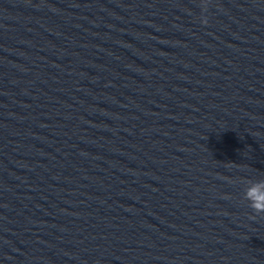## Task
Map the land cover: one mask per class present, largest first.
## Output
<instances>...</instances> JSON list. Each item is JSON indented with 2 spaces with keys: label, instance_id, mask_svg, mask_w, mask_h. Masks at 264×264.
Here are the masks:
<instances>
[{
  "label": "water",
  "instance_id": "95a60500",
  "mask_svg": "<svg viewBox=\"0 0 264 264\" xmlns=\"http://www.w3.org/2000/svg\"><path fill=\"white\" fill-rule=\"evenodd\" d=\"M201 8L0 0V264H264V0Z\"/></svg>",
  "mask_w": 264,
  "mask_h": 264
},
{
  "label": "clouds",
  "instance_id": "9594fccd",
  "mask_svg": "<svg viewBox=\"0 0 264 264\" xmlns=\"http://www.w3.org/2000/svg\"><path fill=\"white\" fill-rule=\"evenodd\" d=\"M211 0H201L202 10H206ZM202 24H206V18L201 19ZM244 201L253 213L264 214V181H257L249 186L244 194Z\"/></svg>",
  "mask_w": 264,
  "mask_h": 264
}]
</instances>
